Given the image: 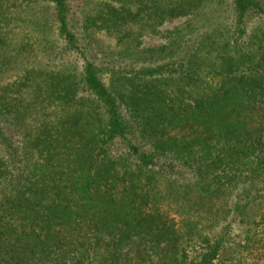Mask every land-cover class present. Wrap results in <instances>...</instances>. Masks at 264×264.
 I'll use <instances>...</instances> for the list:
<instances>
[{
	"label": "trees",
	"instance_id": "16d2710c",
	"mask_svg": "<svg viewBox=\"0 0 264 264\" xmlns=\"http://www.w3.org/2000/svg\"><path fill=\"white\" fill-rule=\"evenodd\" d=\"M81 1L0 0V264H264V0Z\"/></svg>",
	"mask_w": 264,
	"mask_h": 264
},
{
	"label": "rangeland",
	"instance_id": "374dc122",
	"mask_svg": "<svg viewBox=\"0 0 264 264\" xmlns=\"http://www.w3.org/2000/svg\"><path fill=\"white\" fill-rule=\"evenodd\" d=\"M78 3H82V1L81 0H74V4L77 5ZM184 22H185V18H179V19H176L173 21L165 22L160 27V31L162 33L161 36L155 35V36L144 37L142 44L146 47L147 46L157 47V46L161 45L164 42L162 35L165 33V31L170 30V29L174 28L175 26H179V25L183 24Z\"/></svg>",
	"mask_w": 264,
	"mask_h": 264
}]
</instances>
